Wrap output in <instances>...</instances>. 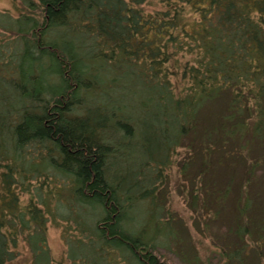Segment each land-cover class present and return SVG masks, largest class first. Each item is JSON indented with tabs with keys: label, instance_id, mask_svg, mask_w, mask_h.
Here are the masks:
<instances>
[{
	"label": "trees",
	"instance_id": "obj_1",
	"mask_svg": "<svg viewBox=\"0 0 264 264\" xmlns=\"http://www.w3.org/2000/svg\"><path fill=\"white\" fill-rule=\"evenodd\" d=\"M23 3L0 12V264L21 244L31 264H53L47 227L66 207L85 234L71 264H164L156 235H178L158 223L148 185L177 150L227 222L222 264L261 259L264 200L250 189L264 173V0ZM134 147L141 168L123 170ZM214 164L229 167L225 181H210Z\"/></svg>",
	"mask_w": 264,
	"mask_h": 264
},
{
	"label": "rangeland",
	"instance_id": "obj_2",
	"mask_svg": "<svg viewBox=\"0 0 264 264\" xmlns=\"http://www.w3.org/2000/svg\"><path fill=\"white\" fill-rule=\"evenodd\" d=\"M24 6L23 0H0V12H9L13 16L18 15L20 11L22 12ZM149 148L152 149V145ZM186 154V150H177L176 154L170 159V166L163 170L161 175L160 173L157 175L159 176L157 181L154 177L155 182L148 185V190L154 187L155 202L161 211L158 223H170L177 232L178 238L176 240L182 242L181 245H178L177 241H171L168 236L159 233L155 239L158 244L155 253L164 264H222L223 261L219 257V253L221 247H223L227 222L212 218V213L217 210L215 207L209 206L208 209H205L203 203L206 201L202 188L205 181L209 183V179H200V175H195L197 174L195 171L198 170L197 164H189L188 166L185 164L187 175L181 172V166L186 163V157L188 156ZM127 156L128 159L123 166V170L138 172L144 161V149L134 147L129 153L127 152ZM212 168L214 177L210 181L221 183L226 180L227 173L224 168L229 170L227 165H222V169H219L214 164ZM119 169L120 165L117 171ZM256 176L261 180H253L250 193L252 196L258 194L257 198L261 204L263 203L262 199L264 200V173L256 172ZM236 178L237 176H233L231 173L228 183L234 184ZM132 179V176L128 178L123 186H132L134 184ZM142 188V186H137L132 191L135 195H138L142 192ZM232 191L235 192V190ZM194 195L196 196L195 202L192 200ZM247 195L248 192L244 190L243 196L246 197ZM211 196L213 199L218 196L214 187H212ZM263 207L257 208L259 210L258 219H263L261 213L264 212ZM143 210V204H137L133 209V214L137 220H140V214H143ZM59 211L68 216L67 220L61 221L60 218L54 225L48 224L47 245L53 264H71L68 257L69 248L73 245L71 243L77 238H83L85 234L81 233L77 225L79 221L75 219V215L78 210L75 207H69L68 209L66 207ZM72 214L73 216H71ZM172 236L176 237L174 234ZM251 239L249 238V245L252 247L254 242L250 241ZM19 250V257L9 264H31L29 252L25 246L21 244ZM248 259L251 261L250 264H264V253L261 259L249 253Z\"/></svg>",
	"mask_w": 264,
	"mask_h": 264
}]
</instances>
